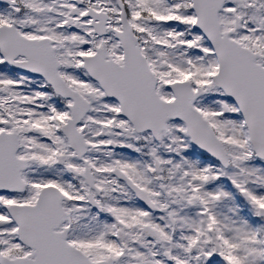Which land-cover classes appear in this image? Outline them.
I'll return each instance as SVG.
<instances>
[{"label":"snow or ice","instance_id":"1","mask_svg":"<svg viewBox=\"0 0 264 264\" xmlns=\"http://www.w3.org/2000/svg\"><path fill=\"white\" fill-rule=\"evenodd\" d=\"M0 264H264V0H0Z\"/></svg>","mask_w":264,"mask_h":264}]
</instances>
